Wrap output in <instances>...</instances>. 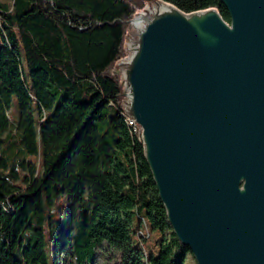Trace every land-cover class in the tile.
Masks as SVG:
<instances>
[{"label": "trees", "instance_id": "trees-1", "mask_svg": "<svg viewBox=\"0 0 264 264\" xmlns=\"http://www.w3.org/2000/svg\"><path fill=\"white\" fill-rule=\"evenodd\" d=\"M163 1L230 21L219 0ZM141 6L0 0V264H55L52 247L70 264H92L104 245L117 264H185L191 254L168 224L111 72Z\"/></svg>", "mask_w": 264, "mask_h": 264}, {"label": "water", "instance_id": "water-1", "mask_svg": "<svg viewBox=\"0 0 264 264\" xmlns=\"http://www.w3.org/2000/svg\"><path fill=\"white\" fill-rule=\"evenodd\" d=\"M219 1L229 22L163 0L131 19L121 106L196 263L264 264V0Z\"/></svg>", "mask_w": 264, "mask_h": 264}, {"label": "rangeland", "instance_id": "rangeland-1", "mask_svg": "<svg viewBox=\"0 0 264 264\" xmlns=\"http://www.w3.org/2000/svg\"><path fill=\"white\" fill-rule=\"evenodd\" d=\"M7 1L11 2V0H7ZM141 1H142V6L140 8L136 9L132 18H134L135 15L139 11H141L143 8H145V6L147 4H150L152 0H141ZM131 31H132V27H131V23L129 22V25H128L127 30H126V35L128 36V38L131 36ZM127 44H129L128 39H126L125 43H124L125 55L123 57L128 56V52L126 50ZM115 71L119 74L120 81H123L122 72L117 70L116 66L114 64L111 72L113 73ZM124 98H125V96L123 97V100H124ZM9 111H10L9 113L12 115V118H14L16 111H17V101L15 98L13 99V101L11 103V107H10ZM56 203L59 204V206H61V208H63L66 205V203L62 200H61V202H60V200H56ZM61 208L59 207V210H61ZM138 228H140V227H138ZM62 236L63 235L60 233V231L54 230V236H53L54 239H51V243L55 242L57 244H61V242L63 241ZM137 240L138 239L134 236V241H137ZM151 241H153V240H149V241H146L145 243H143L144 248H147L149 246V244L151 243ZM56 248L57 247H52V249H51V252L55 255V258H56L55 264H70L71 259H69L68 257H66L63 254L60 247L57 249ZM118 262H119L118 254L116 252H114L113 250L109 249L106 245H104L102 249H97L95 257H94V261L92 264H117ZM185 264H197L192 254L187 255Z\"/></svg>", "mask_w": 264, "mask_h": 264}, {"label": "bare ground", "instance_id": "bare-ground-1", "mask_svg": "<svg viewBox=\"0 0 264 264\" xmlns=\"http://www.w3.org/2000/svg\"><path fill=\"white\" fill-rule=\"evenodd\" d=\"M161 9H162L161 6L158 5L156 2H153L152 4H147V5L145 6L144 9H142L141 11H139V12L135 15V17H134V19H133V21H132V26H133V28H135V29H139V28H141V27L143 26V24L145 23L147 17L149 16V14H153L154 12L160 11ZM125 114H126V113H125ZM126 115H127V114H126ZM127 116H128V115H127ZM126 122H127V124H128L129 126H132L133 129H134V131H135V132H138V133L140 134V136H141L140 131L137 130V129L134 127L133 122H132V120H131L129 117L126 118ZM140 232H141V231H140ZM140 235H141V234H140ZM143 235H144V234H143Z\"/></svg>", "mask_w": 264, "mask_h": 264}, {"label": "built area", "instance_id": "built-area-1", "mask_svg": "<svg viewBox=\"0 0 264 264\" xmlns=\"http://www.w3.org/2000/svg\"><path fill=\"white\" fill-rule=\"evenodd\" d=\"M128 117L132 120L134 127H135L137 130H139L140 133H141V127L137 124V122L135 121V119L132 118V117H130L129 115H128ZM141 231L143 232L144 236L147 237L148 234H147L146 231H145V226H144L143 229H141Z\"/></svg>", "mask_w": 264, "mask_h": 264}]
</instances>
